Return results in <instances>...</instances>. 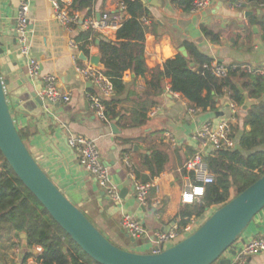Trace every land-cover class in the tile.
<instances>
[{"label": "crops", "instance_id": "obj_1", "mask_svg": "<svg viewBox=\"0 0 264 264\" xmlns=\"http://www.w3.org/2000/svg\"><path fill=\"white\" fill-rule=\"evenodd\" d=\"M139 1L150 14L144 41L148 72L144 77L124 73L122 82L125 89L113 98L116 101L115 112L119 114L115 121L106 124L91 110L86 94L92 88L76 74L71 59L74 52L68 48L69 39L77 37L78 32L71 35L53 20L51 0H33L31 3L32 55L39 64L41 75L56 76L59 90L71 94L70 101L54 105L44 102V106L40 107L32 100L33 94H40L42 83L40 79H29L25 62L18 56L16 45H12L18 0H0V44L3 47L0 74L8 77L9 84L4 90L15 126L25 133V145L39 167L72 204L79 206L86 216L105 230L118 248L143 254L150 246L149 239L133 241L128 238L120 228L121 217L129 214L138 219L149 238L153 232L168 231L171 222L179 220L181 210L191 206L182 205L180 197L189 180L183 165L200 145L194 138L195 133L207 122L218 124L228 115L230 104L225 96L218 101L215 111L189 115L182 106L185 100L171 93L166 86L163 93L152 101L155 102L153 107L160 108L158 115L150 119L146 113V119L141 120L138 113L144 106L142 102L147 99L146 84L152 70L179 54L188 57L186 44L195 46L212 61L243 73L245 67L254 71L264 69V25L261 24L264 7L254 0H210L206 9L191 13L178 5L180 0ZM65 2L69 6L72 0ZM119 3V0H93L90 15L85 11L81 18L97 20L98 15L115 11ZM202 28L217 39L213 42L205 37ZM115 33L116 30L108 31L99 35L93 44L87 45L85 60L80 58L81 52L78 55L81 64L100 57L98 41H115ZM234 79L237 84L249 82V78ZM239 88L248 95L245 89ZM146 102L150 103V100ZM149 103L145 107L148 108ZM245 114L240 111L232 126L235 146L242 132L249 130L243 126ZM111 125L115 126L116 134L112 133ZM167 134L175 141V146L166 137ZM69 135L95 141L110 181L117 187L119 195L122 193L119 202L111 201L78 166L76 156L67 145ZM155 150L165 153L167 162L163 172L151 181L158 186V191L151 190L147 205L140 207L135 200L134 183L124 159H128L133 171L147 175L144 156ZM16 235L14 232L0 234V264H17L22 255L24 258L26 250L18 258L12 255V240ZM17 236L21 244L26 239L24 234ZM256 237L264 238V209L241 235L238 249L241 248V241ZM232 264H236L235 258ZM244 264H264V254L251 256Z\"/></svg>", "mask_w": 264, "mask_h": 264}, {"label": "trees", "instance_id": "obj_2", "mask_svg": "<svg viewBox=\"0 0 264 264\" xmlns=\"http://www.w3.org/2000/svg\"><path fill=\"white\" fill-rule=\"evenodd\" d=\"M125 6L124 20L116 30L115 41L100 39L97 47L100 65L104 74L110 78L115 96L121 94L125 87L122 77L131 72L136 77H144L148 72L144 60V41L147 27L140 22L149 19L148 10L139 0H119ZM194 0H180L178 5L189 11ZM264 7V0H254ZM93 0H72L70 9L87 12L90 15ZM264 25V19L261 21ZM205 37L213 42L214 34L202 28ZM98 35L90 31L81 32L74 39L79 51L88 56L87 45L93 44ZM188 57L177 55L165 61L162 66L152 70L151 78L146 84L144 106L138 117L146 119L147 111L155 105L154 98L160 96L165 87L180 96L188 104L201 111H215L218 101L227 96L235 105L241 106L244 96L240 88L245 89L252 99H260L264 95V77H253L239 69L228 68L224 79H217L203 70L204 64L212 62L201 54L193 45L186 44ZM193 67H190V65ZM249 78V82L237 84L234 78ZM150 100L149 102H146ZM149 103V107L145 104ZM116 101L104 102V113L109 122L115 121L119 114L115 112ZM244 128L233 149H219L206 156L209 173L214 177L212 184L206 186L205 194L199 204L187 206L178 215L180 225L187 219L202 217L205 213H213L264 175V100L244 115ZM23 143L26 135L18 131ZM167 162V156L161 151H152L144 156L143 165L148 172L144 175L133 171L137 181L145 184L159 176ZM0 234H24L26 251L39 246L42 264H95L88 258L70 238L53 222L47 212L35 198L23 187L0 154ZM190 176V175H189ZM214 209V211H211ZM16 235V236H17ZM65 250V252H63ZM26 252L22 264H26Z\"/></svg>", "mask_w": 264, "mask_h": 264}, {"label": "built area", "instance_id": "obj_3", "mask_svg": "<svg viewBox=\"0 0 264 264\" xmlns=\"http://www.w3.org/2000/svg\"><path fill=\"white\" fill-rule=\"evenodd\" d=\"M32 2L33 0H18V12L14 29L16 32V52L25 62L29 79L31 81L41 80L42 90L38 96L43 102L49 105L68 103L71 99V94L62 93L59 90L56 76H42L39 64L32 55V31L29 20ZM51 4L53 8V20L71 35L76 32L79 34L85 31H90L93 35H105L108 31L117 30L121 26L125 15V6L122 3H119L115 11L102 13L97 20L94 18L88 20L81 18L82 12L71 10L70 5L68 6L65 0H51ZM209 4L210 0H194L189 11L191 13H198L206 9ZM236 6L239 7L240 5L236 4ZM140 22L143 26H147L148 24V20L145 18L141 19ZM75 38L71 37L69 39L68 48L74 52L71 59L76 74L82 81L90 84L92 88V91L86 94V99L91 110L99 120L108 124L109 120L104 113V102L113 99L115 96L112 82L104 74L102 68L96 67L90 62L81 64V60L78 57L80 51L78 44L74 40ZM262 43L264 44V34ZM202 68L220 80L226 78L228 72L227 67L215 61L204 64ZM244 72L257 76L264 75V69L254 71L251 68L245 67ZM182 106L189 115H194L201 111L190 106L187 101L183 102ZM228 109V115L219 121L218 124L207 122L195 133L194 138L200 145L183 165V171L190 176L181 192L180 202L182 205L199 204L205 194L206 186L212 184L214 181V177L208 171L205 161L206 156L219 149H233L235 147L232 126L240 113V108L230 101ZM159 112V107H152L148 110L147 117L150 119L155 118ZM166 137L173 146L176 145L169 134ZM67 145L76 156L78 166L93 179L111 201L119 202V191L110 181L108 170L101 161L95 141L81 136L69 135L67 137ZM124 163L130 169L129 176L134 183L135 200L140 207H145L150 191L154 189L157 192L158 186L153 182L143 184L137 181L127 158L124 159ZM203 217L205 218V216H192L187 219L184 225H180L179 220L173 221L168 231L160 230L153 232L150 238L142 223L129 214L121 217L119 225L122 232L133 241L142 238L149 239L148 254H159L163 251V247L167 249L171 248L192 234L202 223ZM12 243V255L14 258H18L23 254L25 249L22 248L18 236H14ZM239 250L240 252L235 257V262L236 264H244L249 257L264 254V238H250L243 242ZM26 252L28 253L26 264H42V261L39 259L42 254L41 247L36 246ZM22 262L23 255L21 256V261L17 264H22Z\"/></svg>", "mask_w": 264, "mask_h": 264}, {"label": "water", "instance_id": "obj_4", "mask_svg": "<svg viewBox=\"0 0 264 264\" xmlns=\"http://www.w3.org/2000/svg\"><path fill=\"white\" fill-rule=\"evenodd\" d=\"M12 45H16L15 30ZM2 48L0 44V56L3 54ZM182 54L186 56L184 51ZM80 58L85 60L83 54ZM90 63L102 68L100 57L91 58ZM192 66L191 64L190 67ZM8 84V77L0 74V154L53 222L95 264H232V259L240 252L238 240L264 209V175L208 218L203 217L202 223L192 234L171 248L159 254L125 251L110 243L33 159L19 136L7 104L4 89ZM240 92L244 96V102L240 106L243 113L264 100V96L252 99L241 89ZM31 98L40 107L44 106L45 103L36 94ZM111 130L113 134L117 133L114 125H111ZM240 243L243 244V241ZM22 248L26 249L25 241Z\"/></svg>", "mask_w": 264, "mask_h": 264}, {"label": "rangeland", "instance_id": "obj_5", "mask_svg": "<svg viewBox=\"0 0 264 264\" xmlns=\"http://www.w3.org/2000/svg\"><path fill=\"white\" fill-rule=\"evenodd\" d=\"M26 147H27V146H26ZM75 206H76V205H75ZM76 207L78 208L79 206H76ZM79 209H80V207H79ZM81 211H82V210H81ZM211 211H214V209H212ZM210 215H211V213L207 212V213H205L204 216H205V218H208ZM86 217H87L88 220L94 225V227H95L100 233H102V234L108 239V241H109L110 243H112L113 245H115V246L117 247V245L114 243V241H113L112 239H110V238L106 235L104 229H102V228H100L99 226H97L92 218H90L89 216H86ZM176 243H177V242H176ZM165 250H167V248H166V247H163V251H165ZM142 253H143V254H148V253H149V248H148L147 250H145L144 252H142ZM15 263H16V262H15ZM17 263H19V261H17Z\"/></svg>", "mask_w": 264, "mask_h": 264}]
</instances>
